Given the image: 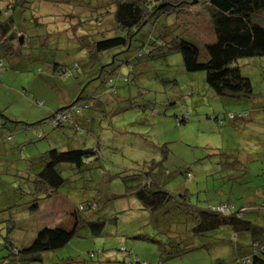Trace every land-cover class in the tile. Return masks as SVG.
<instances>
[{
    "label": "rangeland",
    "instance_id": "rangeland-1",
    "mask_svg": "<svg viewBox=\"0 0 264 264\" xmlns=\"http://www.w3.org/2000/svg\"><path fill=\"white\" fill-rule=\"evenodd\" d=\"M83 1L70 0V8L43 2L16 16L17 28L26 37L22 44L18 42L16 56H3L0 52L9 67L0 74V103L7 107L9 115L21 119L18 121L34 123L68 105L65 102L75 100L78 88L85 90L84 94L101 88L98 92L101 103L85 109L93 122L84 131L87 135L84 133L82 138L86 137V143L81 146L96 149L101 160L91 158L80 169L66 163L59 165L64 178L57 191L60 199H48L40 212L30 214V201L36 189L32 181L39 162L26 158L45 151L46 147H39L44 138L37 137L36 126L25 130L8 126L1 130L0 136L3 132L13 133L14 138L7 141L5 136L1 137L5 145L0 146V238L8 235L15 247H24L32 242L40 227L63 217V211L71 218L70 212L78 210L80 204L95 199L98 204L95 214L90 210L80 213L87 219L105 222L101 236H93L84 223L65 246L46 252L40 261L26 264H127L131 260L147 264H232L236 244L237 252L250 245L248 233L238 232L233 237L232 229L222 226L196 236L191 231L194 217L183 207L171 209L168 214H151L126 194L128 189L122 177L149 173L170 193L185 192L190 205L206 208L209 204L228 203L234 211L242 206L259 205L242 215L249 219L256 217L253 211L264 215V121L251 118L254 114L264 118V57L237 60L241 74L253 86L257 103L252 113L253 98L224 99L214 95L205 82L204 71H185L180 52L150 58L144 65L136 62L131 73L123 61L135 51L133 48L116 55L115 60L113 53L118 49L99 53L98 57H85L87 48L80 40L86 32L81 28L73 31V21L66 16L71 12L84 13L85 5L80 3ZM7 3L8 0H0V9ZM15 13H19L18 9ZM30 14L37 16L40 24L34 26L29 21ZM175 17V14L156 17V26L152 28L149 23L145 30L155 34L160 28H167L183 34L184 26ZM197 22L192 29L204 41L209 40L212 30L206 16ZM109 23L110 19L105 25ZM109 32L107 37L121 33L116 29ZM87 37L93 40L91 34ZM35 46L38 51L32 48ZM30 51L32 54L34 51L32 57ZM74 62L80 65V70L73 77L61 80L50 73L53 65L64 67ZM103 65L109 66L104 68L102 77L112 75V67L120 77H128L127 82L118 81L115 93L109 92L101 79L91 80ZM63 86L67 94L64 96L60 94L65 92ZM21 89L28 95L21 94ZM35 101L43 105L38 106ZM260 106L261 111L256 113V107ZM238 109L248 110L249 119L237 125L228 121L219 125L211 118ZM16 144L23 146L19 149ZM187 172L192 178L185 177ZM256 222L264 228V219L257 217ZM173 223L179 226L176 231L181 225L186 227L187 244L193 249L168 256L162 246L167 252L173 240L181 242L179 248L186 244L177 239L179 234H172ZM5 225L12 226L9 234ZM72 226V220L63 225ZM122 247L132 251V256L121 251ZM98 249L101 253L90 258L89 253ZM8 252L0 244V257Z\"/></svg>",
    "mask_w": 264,
    "mask_h": 264
},
{
    "label": "trees",
    "instance_id": "trees-1",
    "mask_svg": "<svg viewBox=\"0 0 264 264\" xmlns=\"http://www.w3.org/2000/svg\"><path fill=\"white\" fill-rule=\"evenodd\" d=\"M43 2L54 7L61 4L69 6L70 0H8L6 6L0 9V52L3 56H16L20 47L18 42L20 44L25 42V33L17 28L16 16L22 15L28 9H34ZM80 3L85 5L84 13L71 12L66 16L70 21H73L71 25L73 31L76 28H81L86 32L80 40L81 45L87 48L85 57H98L99 53L118 49L116 53H113L115 60L116 55L128 52L133 48L135 51L123 61L131 73L136 62L144 65L150 58L162 57L169 52L177 51L181 54L185 71L205 72V82L214 95L224 99H251L254 97L251 80L241 74L237 60L264 57V0H205L201 3L198 0H85ZM16 9L19 11L18 14L15 13ZM170 14H175L176 20L183 24V34H179V31L172 33L167 28H160L155 34L145 30L149 23L152 28L154 25L156 26V17ZM205 16L206 22L210 24L212 30V36L207 41H204L203 36L192 29L198 25V19L203 20ZM107 18L110 19V23L105 25L109 21ZM29 21L34 26L40 24L37 16L34 17L32 14H30ZM115 29L121 33L107 37L110 34L109 31ZM89 34L93 36L91 41H89L90 37H87ZM33 41L32 37L31 42ZM38 46L32 48L38 51ZM30 53L32 57L34 51L33 54L32 51ZM30 53L27 54L29 57ZM4 60V57L0 56V74L9 68L5 65ZM106 66L109 65H103L91 80L101 79V82L107 85L109 92L115 93L118 81L127 82L128 77H120L118 73H115L117 69H113V67L110 72L112 75L108 73L102 77ZM79 70L80 65L74 62L64 67L53 65L50 73L65 80L73 77ZM61 88L65 92L60 94L67 95L65 86ZM100 89L96 88L89 91V94H84L85 90L78 88L75 100L65 102L68 105L51 111L47 117L34 123L18 121L21 119L9 115L7 107H2L0 103V118H3L7 123H12L11 126L2 122L4 120H0V132L8 126L10 128L15 126V129L19 130L36 126L38 127L37 137L44 138L39 147L41 149L46 147L45 151H40L38 154L32 153L29 158H26L29 162H39L35 178L32 181L35 182L36 189H34L33 199L30 201V214L40 212L39 205H45L48 199H60L57 191L63 185L64 178L58 169L59 165L66 163L80 169L90 163L91 158L101 160L96 149L81 147L86 143V137L82 138L84 131L91 128L90 123L93 122L85 109L96 106L98 102L101 103L98 101ZM21 94L28 95L25 89H21ZM252 102L256 103V98H253ZM35 103L38 106L43 105L41 101H35ZM238 112H241V117L236 116ZM249 113L248 110L238 109L226 113L222 117L219 114L211 115V118L219 125H223L225 121L237 122V125L239 122H245ZM79 118L82 121H79ZM180 121L183 120L180 119ZM58 130H62V132L60 133ZM4 136L7 141H12L14 138L13 133L3 132L1 137ZM2 145H5L4 142ZM22 146L17 145L19 149ZM185 174L186 178H192L190 172ZM130 175L122 177L123 183L128 189L126 194L138 200L139 205L150 211L151 214H168L171 209L177 210L183 207L188 215H192V219L194 217V226L191 227V231L196 236L204 235L222 226L232 229L233 237H236L238 232H246L249 235L250 245L247 249L237 252L239 245L236 244L237 248L232 264H264V228L256 222L257 217L262 221L264 215L254 211L256 217L253 219L242 215V212L256 210L259 205L242 206L237 211H234L233 205L228 203L209 204L206 208H199L188 203L185 192L170 193L160 183L155 182L149 173ZM97 208L96 200L92 199L80 204L78 210L70 212L71 218L66 217L65 211H63V217L59 218L57 222L51 221L55 225L50 222L40 227L32 242L21 248L15 247L12 243L13 240L11 241L8 235L0 238V244L9 251L8 255L0 257V264H26V262L40 261L46 252L65 246L73 236L77 235V230L84 223L88 225L93 236H101L105 222L99 218L96 220L87 219L80 213V211L90 210L95 214ZM180 211L183 213L182 209ZM181 217L183 216L181 215ZM172 218L174 219V216ZM62 220L63 223H61ZM68 220H72L73 226L71 228L63 227L64 222ZM11 227L5 225L7 234ZM176 227L179 228L174 223L170 225V228L174 229L172 234H179L177 239L183 240L186 244H184V248H179L181 242L174 243L175 240H173V246L167 252L162 246L163 252L168 256L180 255L193 249L187 244L186 235L189 234V231L186 227L181 225L178 231L175 230ZM121 251L132 256V251H127L124 247L121 248ZM100 253L101 249L92 251L89 253V257L92 258ZM127 264L147 263L131 260Z\"/></svg>",
    "mask_w": 264,
    "mask_h": 264
},
{
    "label": "crops",
    "instance_id": "crops-1",
    "mask_svg": "<svg viewBox=\"0 0 264 264\" xmlns=\"http://www.w3.org/2000/svg\"><path fill=\"white\" fill-rule=\"evenodd\" d=\"M257 103V102H256ZM256 103H253V106H252V113H253V108H254V104H256ZM260 108V109H259ZM259 111H261V106L260 107H256V113H258ZM251 118L252 119H254V121H256V122H259V121H264V118L262 117V115L260 114H254V115H252L251 116ZM80 120L79 121H82V119L81 118H79ZM247 119H249V117L247 118ZM246 120V119H245ZM83 122H84V120H83ZM85 123V122H84ZM1 136H2V133H1ZM1 136H0V146L3 144V141L1 142ZM41 205H39V208L41 209ZM49 225V224H48ZM50 226V225H49Z\"/></svg>",
    "mask_w": 264,
    "mask_h": 264
},
{
    "label": "built area",
    "instance_id": "built-area-1",
    "mask_svg": "<svg viewBox=\"0 0 264 264\" xmlns=\"http://www.w3.org/2000/svg\"><path fill=\"white\" fill-rule=\"evenodd\" d=\"M243 115H246V113H243ZM236 116H237V117H241V116H242L241 112H238V113L236 114ZM230 117H232V115H230Z\"/></svg>",
    "mask_w": 264,
    "mask_h": 264
},
{
    "label": "water",
    "instance_id": "water-1",
    "mask_svg": "<svg viewBox=\"0 0 264 264\" xmlns=\"http://www.w3.org/2000/svg\"><path fill=\"white\" fill-rule=\"evenodd\" d=\"M21 40V39H20Z\"/></svg>",
    "mask_w": 264,
    "mask_h": 264
}]
</instances>
